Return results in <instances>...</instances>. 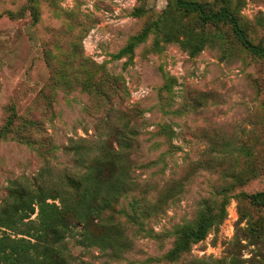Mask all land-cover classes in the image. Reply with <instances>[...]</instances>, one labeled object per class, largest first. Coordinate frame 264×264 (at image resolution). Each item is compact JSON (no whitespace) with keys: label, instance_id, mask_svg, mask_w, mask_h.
Masks as SVG:
<instances>
[{"label":"rangeland","instance_id":"obj_1","mask_svg":"<svg viewBox=\"0 0 264 264\" xmlns=\"http://www.w3.org/2000/svg\"><path fill=\"white\" fill-rule=\"evenodd\" d=\"M186 1L264 46V0ZM107 145L127 187L94 218L119 247L73 221L66 264H264V57L175 0H0V212L36 186L74 202Z\"/></svg>","mask_w":264,"mask_h":264},{"label":"trees","instance_id":"obj_2","mask_svg":"<svg viewBox=\"0 0 264 264\" xmlns=\"http://www.w3.org/2000/svg\"><path fill=\"white\" fill-rule=\"evenodd\" d=\"M175 2L184 10H198L204 22L229 23L244 48L255 56L264 57V46L254 44L248 39L236 17L228 9L221 7L216 12H206L205 4L186 0ZM122 50L127 51L129 48ZM118 160L119 154L112 145L100 148V156L89 161L82 177H69V187L75 192L72 195L74 202H68L70 204L65 206L59 207L54 202L47 201L60 197L62 193L56 188L36 186L13 191L11 202L0 212V226L10 230L18 229L19 234L26 237H0V264H66L59 244L62 245L64 238L62 230H68L67 227L73 221L81 223L84 235L96 244L112 247L115 240L109 236L112 230L104 222H95L93 203L99 197L104 198L107 200L104 205L108 209L119 199L121 191L126 189V181L116 175ZM124 186L126 187L123 189ZM254 197L264 198V192L257 193ZM205 227L206 219H203L198 221L196 227L184 230L183 244L187 247L189 242L202 239ZM93 229L97 231L96 235L92 233Z\"/></svg>","mask_w":264,"mask_h":264}]
</instances>
